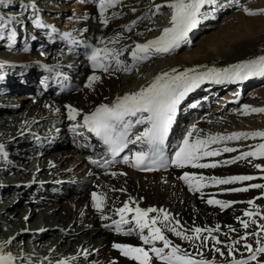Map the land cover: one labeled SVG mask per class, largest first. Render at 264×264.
Segmentation results:
<instances>
[{
    "label": "bare ground",
    "instance_id": "bare-ground-1",
    "mask_svg": "<svg viewBox=\"0 0 264 264\" xmlns=\"http://www.w3.org/2000/svg\"><path fill=\"white\" fill-rule=\"evenodd\" d=\"M8 1L31 3L32 6L36 5V9L44 4L51 11L64 8L59 12H64L67 16L63 18L64 24L62 25L61 21L60 23L57 22L62 17L58 12H56L58 15L53 13L50 14V17H43V15L48 13L41 15L39 11L27 6L21 8L20 11L12 12L9 6L14 5V3L11 4ZM56 1L0 0V16H3L5 19L14 17L12 23L0 31V34L4 37L0 39V75H5V79L3 78L2 80L0 78V82L2 95H6L2 97L0 94V102L3 99H7L9 95H12V99L14 100L16 96L19 98V95L23 93H30L28 90H33L31 88L33 87V83L35 85L38 82V91L36 90L34 99L36 103L30 114L10 121L0 119V146H2V151H0V179H4L7 182H14L17 177L22 181H28L32 178V180L48 181L54 185L39 189L29 187L20 188L27 190L32 196L33 194H36V197L39 194L42 196L41 201L38 198L40 205H42V210L39 213L33 210L31 213L34 214L31 231H34V229L37 230L33 232V238L40 242L38 243L40 253L36 251L35 244L28 243L26 246V243L23 242V237L25 236L23 233L25 229L23 222H17L19 220V213L14 210L13 206H10L15 197L7 193V191L0 190V199H2V201L0 200V245H3V251L0 254L10 253L14 257L12 264H55V262L60 264L62 260L66 261V264H138V261L121 256L120 251L113 248L114 244H122L132 247H143L149 251L151 264H162L151 253L150 249L153 246L163 248V242L157 240L152 244H144L140 240L141 233L136 228L135 222L132 219L135 215L134 212L125 214V218L130 223L121 225L122 231L120 233L116 232L113 221L119 220L120 216L117 215L115 209L123 207L124 203L128 202L129 207L133 209L136 207H140L141 209H147L149 207L156 208L158 210L156 213H149V220L152 218H157L158 221L162 220L163 217L159 214V209H164L169 217L172 218L171 225L186 236L194 235L191 232V229L194 227L218 229L214 230L210 235L207 232H202L201 236H208L209 239L207 246H201V240L189 241L181 239L168 231L165 225L158 222L157 227H160L162 234L171 241V245L165 249V253H169L171 247L178 246L182 252H187L190 258L196 260L203 258L207 263L211 264H232L233 260L248 259L250 253L243 245L247 243L255 248L257 247V240H264V231L257 227L259 224H264V219H261L264 216V188L251 189L249 187L251 184L264 185V179H260V177H264V170H262L264 162H253L263 157L236 158L244 152L254 150L255 145L264 143V139L259 137L247 138L240 147L235 144L234 141L236 139L218 140L216 143L209 144L208 149L206 148L207 150L204 149V151L216 150L220 154L203 157L200 161L201 163L216 164V167L201 169L187 166L179 168L172 164L168 173L159 172L154 174H140L136 171V167L132 166L134 153L146 150L144 145L135 144L128 149L130 153L128 162L116 167L112 173V175L115 174L113 177L106 178L104 176L110 177L112 175L102 171V166L98 162L94 163L93 160H88V157L85 156L84 143H82V135L85 127H76V125H83V117L90 115L97 107L101 105L111 106L118 98L137 92L142 87H147L153 81L152 77L154 75L157 76L165 72H171L172 69H176L177 72H182L190 68L198 70H208L210 68L223 69L236 63L256 59L264 55V26L261 24L263 20L262 22L261 20H257L258 24L254 21L257 25H253L252 22L245 23V33L240 31L242 36L239 33L241 37L236 40L233 39L234 41L232 40L231 42L226 41L228 42L226 44L222 43L224 42L223 40L222 42H213V45L207 50L205 49L206 51L200 53L199 56H185L183 54L182 56H178L176 53L177 50H172L167 54H155L152 59L163 58L168 55L172 56V53L175 55L170 60L153 61L145 67H141L140 65L142 64L138 63L137 67H140L141 73H146L148 75L147 77L134 74L128 77L126 73L129 72H126V75L124 74L126 77L122 78L121 76H124L123 70H115L117 66L114 59L109 62L107 58L106 62L109 63V66L111 62L114 65L113 68L109 67V71L107 72H91L80 69L81 64L79 62H76L74 64L75 66H73L74 69L77 68L76 70L69 69L72 67L67 68L66 66H71V63L63 58V44L66 41L63 39V34L69 32L72 34V37H76V34H82L83 37L94 40L99 49L108 48L117 53L123 49V53L118 58L122 61L124 67L132 68L134 62L131 59V52L134 50L135 45L144 44L158 38L162 34L163 29L170 26L168 21L167 23L163 22L164 24H154L155 21H152V12L157 6L167 5L171 0H148L154 6V10L152 11H148L147 6L142 3V0H120L115 7L108 8L105 12V17L107 18L106 23L100 14L96 13L93 6L97 0H82L81 4L77 3L79 2L77 0L73 5L71 4L74 0H62L61 3ZM232 1L230 2L232 3ZM63 2L66 4L63 5ZM78 5L81 7L71 10V8ZM222 12L218 11L217 15ZM122 15H126L127 17L125 16L123 18ZM215 18L218 20V17ZM36 20L40 21L41 26H37ZM139 20L145 21L146 24L138 25ZM55 21L57 24L54 23ZM133 23L135 24L131 26ZM149 24H152L153 27L160 26V30L150 40H143V38L141 39L142 34L151 29L148 26ZM118 25L119 27L115 28ZM54 28H57V30ZM53 31H60L57 35L58 38L56 37L55 40V43L58 45L56 47H50L51 45H49L47 49L41 42L34 39V37L44 36L45 42H47L49 37L53 35ZM12 32H15L14 38H10ZM193 32L197 34L193 29L188 36L193 34ZM225 38L224 40H226ZM16 41L19 42L18 46H16ZM218 41L221 40L219 39ZM190 42L192 44L193 40L190 39ZM15 46L16 48H14ZM52 46H55V44H52ZM180 47L183 48L182 45ZM29 57L36 59V61H33L36 63L33 72H38L39 74L36 79H28L31 74L26 75V73L31 72L26 68L29 64V61H26V59ZM3 60L7 62L11 60L14 65L11 66L9 63L7 67V62H3ZM51 70H62L65 74L76 78L81 83L80 90L66 98H61L54 94H47V91H43L41 83L45 76L53 75ZM91 76H97L99 79L92 82L90 87H85L86 84H89V77ZM9 77L10 79L13 78V81L10 83H8ZM255 78L260 79L261 77L257 76ZM252 82V80L247 82L246 86ZM236 83L237 81H224L214 83V85L216 86L215 89H223L221 94H226L231 89V86ZM239 86L242 87L240 83ZM194 99V96L188 94L178 106L174 122L175 126L178 120L181 124L185 122L186 118L191 119L190 116L193 113L190 111L192 109L189 106L194 102ZM198 99H202L201 101L204 102L208 101V104L210 103V100L204 98ZM3 106L5 108L0 109V115L9 113L7 111L11 108L6 103ZM241 106L243 105L241 104ZM68 107L75 108L79 112L75 121L68 119ZM14 108L15 106L12 108L13 111ZM195 112H200L199 114L201 115L204 114L205 109L202 106V108L199 107ZM230 120L231 123L234 122V119ZM261 120H264V118L262 117ZM248 123L253 124L252 121H248ZM64 125H68V127ZM186 125L187 123L183 126L184 130H186ZM189 125H193V123H188ZM142 126L143 128L145 127V125ZM74 127L75 131H73ZM183 127L181 125L179 127L177 126L171 132L170 147L173 159H175V153L179 150V146L185 135L182 132ZM140 129L137 127L135 131H141ZM201 130L203 131V129ZM201 130L200 133H196L195 131L192 137H190V141L197 138L204 139L205 136L201 133ZM226 131L224 134L223 128L217 126L213 134H207L206 137H218L224 134L226 138L232 133H239L238 131L230 132L229 129ZM24 132L30 133L29 137L32 136L37 140L34 144L30 143L26 146L27 149L34 148L33 150L37 152V161L36 165L31 169L24 167L23 170H17L18 168L14 166L13 161H18L20 164L23 160L22 157L14 158L13 155L16 154L17 148L14 147L15 143L11 139L22 135ZM68 135L71 136L73 142L76 137L80 138L77 142L73 143V151L54 152L52 154L46 153L47 148L51 144H55L56 141ZM39 136L48 137L44 139L47 142H50L48 140L50 137H57V139L51 141V144H48L47 147L42 146L41 142L44 141L39 140ZM225 147L235 148L238 151L224 152L222 150ZM234 159L236 160L235 163H225V161H232ZM12 163L13 167H11ZM255 165H260L261 168L258 169ZM252 167L254 169L251 171L250 168ZM87 168H92V170L98 172V176L107 182L106 189L119 191V194L101 195L104 201L103 212L97 211L92 206L91 197L93 192L103 191V187L99 181H92L84 177ZM26 171L29 172L26 173ZM185 173L195 177H216L218 179H224L230 176L251 175L257 177V179L221 185L213 184L207 179L203 181L193 180L191 181L193 185H208L202 187L197 192L194 190L190 191L188 184L179 178ZM13 176L16 178L12 179ZM60 180H75V186L81 189V192L69 197L72 204L65 208H63V197L75 188L68 186V189L65 190L59 185L56 186L55 184ZM244 187H249L250 191H233V189ZM85 190L89 195L83 193ZM140 198H143L142 203L139 202ZM210 199L229 203L230 206L221 209L219 205L209 204L208 200ZM31 200L34 199L31 198ZM249 200H253L254 205L247 203ZM88 205L91 206L90 210L87 209ZM83 207H85L86 211H82ZM245 211H249L255 215L245 216ZM23 212L20 214L23 217L27 216V213ZM102 215L108 216L109 219L102 220ZM253 220L255 223H249L248 229H244L242 222H250ZM165 223L167 224L169 222ZM105 225L110 227H106ZM86 229L91 230L86 232ZM130 229L132 230V234H126ZM44 232L49 233L50 239H44ZM147 232L148 230L145 229L142 234L147 235ZM253 232H259L260 235H250ZM244 235H248L247 240L240 239ZM212 237H215L220 243H214ZM7 241H11V243H7ZM234 241L240 242L234 243ZM231 242L234 243L233 246L230 245ZM108 246L109 249H107ZM215 249H219V251ZM230 250L232 251L231 256L228 255ZM258 259L264 262V254L260 255ZM252 264H256V262H252Z\"/></svg>",
    "mask_w": 264,
    "mask_h": 264
},
{
    "label": "snow or ice",
    "instance_id": "snow-or-ice-1",
    "mask_svg": "<svg viewBox=\"0 0 264 264\" xmlns=\"http://www.w3.org/2000/svg\"><path fill=\"white\" fill-rule=\"evenodd\" d=\"M120 0H100L99 3V14L106 23L107 18L105 12L108 8L115 7ZM216 0H171L167 4V7L171 9L170 26L165 27L162 34L153 40L148 41L144 44H136L134 50L131 52V59L134 62L132 67L141 61H146L154 54L169 53L175 48H178L182 42H185L188 34L195 29L203 19L207 18V13L202 11L206 6H214ZM24 5H22L23 7ZM161 6H157V10ZM214 10V9H213ZM245 14L254 16L258 14H264V9L260 12L249 11L244 9ZM14 17H8L5 19L0 16V31L3 28L10 25ZM37 26H41L40 21L36 20ZM15 37V32L11 33L10 38ZM3 35L0 34V39H3ZM63 39L75 43L74 37L69 32L63 34ZM103 53V55H101ZM123 53V49L119 53L114 52L111 49H93L89 59L92 61V67L100 68L104 72L109 71V63H105V58L108 61L115 60L116 69L130 72L131 67H124L122 61L118 58ZM260 76L264 77V55L259 56L256 59H250L240 63L231 65L223 69L210 68L203 72H198L195 68L186 69L182 72H177L176 69H172L171 72H165L157 75L153 81L147 86L142 87L139 91L126 94L122 98H118L111 106L101 105L95 109L90 115L83 117V125L77 124L76 127H86L87 131L93 133L104 145L107 146L108 151L113 157L118 156L129 144H141L147 145L148 151H139L134 153L133 167L141 168L151 171L155 170L157 164L159 166H166V161L163 157V145L168 137L169 130L173 126V121L177 113L178 106L186 98V96L200 87L205 82L221 83L224 81L236 82L240 80H247L251 77ZM99 77H89V84L85 87H90L91 83L98 80ZM244 114L249 113H264V108H249L245 106L243 109ZM146 114V115H145ZM79 115L77 109L68 107V119L75 121ZM145 125L142 131L134 132L133 130L137 126ZM75 131V127L73 128ZM196 131L193 127L188 131L182 139L179 146V150L175 153V159L171 161L176 167L184 168L190 166L192 168H209L216 167V164L201 163V159L207 156H216L220 152L204 151L211 143H216L218 140H235L240 138H262L264 139V131H256L251 133L240 132L232 133L228 137H207L204 139L197 138L190 141L193 133ZM2 151V146H0ZM222 151L224 152H235L238 151L235 148L225 147ZM248 157L260 158L264 157V143H260L254 146V150L242 153L236 159H246ZM128 157H123L125 163L128 162ZM150 162V163H148ZM236 160L225 161V163H235ZM95 163V161H94ZM256 168L260 169V165H255ZM115 175V174H113ZM184 180L190 191H200L202 187L208 185L196 184L193 185L191 181L198 180L203 181L207 179L209 182L221 185V184H233L238 181H251L257 179V177L251 175H240L230 176L224 179H218L216 177L204 176L195 177L185 173L181 177ZM264 179V177H260ZM251 189H262V184H251ZM249 187L236 188L233 191L245 192L249 190ZM92 206L99 212H103V197L98 196L96 192L91 194ZM209 204H216L223 208L230 206L229 203H225L219 200H208ZM250 205H254L253 200L247 201ZM117 215L120 216L119 220L113 221L115 230L117 233L122 231L121 225L129 224L130 221L125 218L126 213L134 212L133 220L136 228L139 229L140 240L144 244H152L155 241H162L163 248L151 247L150 251L154 256L159 259L162 264H207L202 258L196 260L190 258L187 252H182L178 246L171 247L169 253H165V249L169 248L171 241L162 234L160 227H157V223L165 225L168 231L172 232L173 235L180 237L185 240H201V246H207L208 236H201L202 232H207L209 235L218 229L213 228H200L194 227L191 232L194 235L186 236L182 232L177 231L176 227L171 225L172 218L169 217L168 213L164 209H159V214L163 217L162 220L157 218L148 219L149 213H156V208L149 207L147 209H141L140 207L130 208L129 203L125 202L123 207L115 209ZM245 216L255 215L249 211H245ZM27 219V218H26ZM102 220L109 219L108 216L102 215ZM264 219V216L261 217ZM169 222V223H165ZM249 223H255V221L242 222L244 229H248ZM106 227H110L105 225ZM259 229L264 231V224L257 225ZM147 229V235H143L144 230ZM128 235L132 234L130 229ZM250 235L259 236V232H253ZM241 240H247L248 235L240 237ZM214 243L219 244L220 241L212 237ZM240 241H234L239 243ZM11 243V241H7ZM244 248L250 253L248 259L233 260L232 264H264L259 261V256L264 254V240H257V247L253 248L250 244L245 243ZM113 248L120 251L121 255L130 259L138 261V264H151V257L149 251L143 247H132L129 245L114 244ZM219 251V249H215ZM3 251V245H0V252ZM202 255V254H201ZM223 255V253H221ZM229 256L232 255L230 250ZM14 257L9 254H0V264H12ZM60 264H66V261H60Z\"/></svg>",
    "mask_w": 264,
    "mask_h": 264
},
{
    "label": "rangeland",
    "instance_id": "rangeland-1",
    "mask_svg": "<svg viewBox=\"0 0 264 264\" xmlns=\"http://www.w3.org/2000/svg\"><path fill=\"white\" fill-rule=\"evenodd\" d=\"M61 1L62 0H57L56 2H60L61 3ZM219 1H221L222 6H225L226 3H227L226 0H219ZM8 2H10L11 4L14 3V5L9 6L10 7V11H12V12L13 11H17V10L20 11L21 8H24L26 6L27 7H31L34 10L39 11L41 15L43 13H48L46 15H43V17H50L51 16L50 14H53V13L57 14L56 12H58L59 15H61L62 17H61V19L57 20V22L60 23V21H61L62 25L64 24L63 18L67 16L66 13H64V12L60 13L59 12L60 10H63L64 8L63 9H59V10L56 9L54 11H51L44 4L41 5L40 8L36 9L37 8L36 5H33L34 6L33 7L31 5V3H21L19 1H13V2L12 1H8ZM142 3H144V5L147 6L148 11L154 10V8H153L154 6L150 7L151 3L148 0H142ZM62 4L64 5L66 3L63 2ZM229 4L230 5L227 8V11H224V12L218 14V20L215 17H214L215 19L210 17L211 19L207 18V20L206 19L202 20L201 24L198 25V27L201 26V28H200V30H198L197 34L193 32V34H191L189 36V39H192L193 43L191 44V42H190V44H191L190 46L187 45V43H185V45L184 44H180V46L182 45L183 48L179 46L178 48L174 49L175 51L177 50L176 53L178 54V56H180V55L182 56V54L185 55V56L186 55H198L199 56L200 53H203V51H206L208 48H210L211 45H213V42L214 43L216 41L217 42H222V40H223L224 42H222V43L226 44V43H228L226 41H230L231 42L233 39L236 40L237 38L242 36V33H245L244 31H245V26H246L247 23L252 22V24L254 25V24L257 23V20H261V22L263 20V22L261 24H263V26H264V14H258V15H254V16H249V15H246L245 11H244V9L246 8L249 11H253V12H258L259 13L260 10L264 9V0H233L232 3L229 2ZM22 5H24V6L22 7ZM165 6H167V5H163L162 7H165ZM78 7H81V6H79V5L78 6H74V8H71V10L77 9ZM213 9L215 10V8H212V7L210 8L208 6L204 12L208 13V16H211L212 15V11H214ZM219 10H221V7L219 8ZM152 13H153V16H155L156 15V10H154ZM122 16H123V18H125L126 15H122ZM239 16H240V18H239ZM170 17H171V9L166 7L165 10H162V16L161 17L158 16V17H156L154 19V21H155L154 24H157V23L161 24L163 22L167 23V21L168 22L170 21ZM242 19H244V20H242ZM135 20H137V19H135ZM145 20H147V19H145ZM152 21H153V17H152ZM204 21H206V22L204 23ZM246 21H249V22H246ZM254 21H256V23ZM54 23L57 24L56 21ZM212 23H214V24H212ZM134 24L135 23L131 24V26H133ZM137 24L138 25H142V24L145 25L146 22L143 21V20H139V22ZM148 26L151 29L148 32H146V33H148V35L146 37H144L143 40H150L152 38V36H156L158 34V30H160L159 29L160 26H158V25H157L158 28H157V26L153 27L152 24H149ZM118 27H119V25L116 26L115 28H118ZM236 29L239 30V31H237ZM55 30H57V28H55ZM236 31L238 32V34H237ZM240 31L242 33H240ZM239 33L241 34V36H240ZM126 34H129V33H126ZM42 37L38 36V38L34 37V39L36 41L41 42L42 45L48 49L49 48L48 47L49 44H46V42H45L46 40L44 39V36H42ZM56 37L58 38V36H56ZM224 38L226 40H224ZM141 39H142V37H141ZM219 39L221 41H218ZM205 40H209V41H205ZM1 42H3V41H1ZM18 45H19V42L16 41V46H18ZM16 46L14 48H16ZM174 55L175 54L172 53V56H174ZM154 56H155V54L152 55V57L150 59H148L146 61L139 62V64H142L140 66L141 67H145L148 64H150L151 62L155 61L154 59H152V58H154ZM172 56L168 55V56H164L163 58L166 57L167 59H164V60H170L172 58ZM26 61H29V64L27 65L26 68H28L31 71L29 73H26V75L27 74H31V76L28 79H36V77L38 78V75H39L38 72L37 73L33 72L34 66L36 65V63L33 62V61H36V59H32V58L29 57V58L26 59ZM161 61H163V60H161ZM3 62H7V61L3 60ZM9 63H10L11 66L14 65V63L10 60V62H7V64H6L7 67L9 66ZM135 66H137V65H135ZM138 68H140V67H138ZM197 71L198 72H203V71H206V70H198L197 69ZM126 74H127L128 77L132 75V74L129 75V73H126ZM142 74H145V73H142ZM142 74H140V75L142 76ZM114 75H116V74H114ZM125 75L121 76V77L124 78V77H126ZM134 75H136V74H134ZM144 76H146V75H144ZM255 77H257V76H255ZM255 77H251L248 80L237 81V82H239L242 85V89L243 90H242V93H241L239 99L237 98V102L235 103L237 105L235 107L236 110L235 109L231 110V108L235 104H228V106H227V104H225V105L223 104L220 107V109H217L215 111V113L218 112V114H216V115L213 114L211 116V119H209L207 117H203L202 114L200 115L198 112H195L194 110H190L189 109L193 113V115L190 116L191 119H188L187 121H189L188 123H193V125H189L188 126V124H187L186 125V130L182 129L183 130L182 132L184 134H186L188 132L187 130L190 131L193 127H195V129H197L196 133H200V130L203 129V131L201 130V133H203L204 136H207V134L208 135L209 134H213V131H214V129L217 126L223 128L224 134H225V132H227L226 130H228V129H229L230 132L238 131L239 133L240 132L251 133V132H255V131H264V120H261L262 117L264 118V113L243 114L244 113L243 109H244L245 106H248L249 108H264V97H263V95H264V77H261L263 79H261V78L260 79H256ZM254 78H255V80H253ZM251 80L253 81L251 83V85L246 86L247 82H249ZM37 84H38V82H36V84H35L36 86L35 87L34 86L31 87L33 90H28V91H30V93H23L22 95H19V98H17L18 96H16L15 99L13 100L12 99L13 98L12 95L11 96L9 95L8 98H7L8 100L7 99H3L0 102V109L5 108L3 106L4 103H6L7 105L11 106V108L9 107L10 109L7 111L9 113H5L3 115H0V119H2V120L5 119V120H9L10 121V120H14L16 118L23 117V116H26V115L30 114L32 112V110L34 109V106H35V103H36L34 99H35L36 90L38 91V89H37L38 85ZM234 85L231 86V89L228 90V92H232L233 90H235V86ZM228 92H226V94H228ZM47 94L50 95L52 93L51 92L49 93L47 91ZM226 94L224 93V94H222V96H225ZM49 95H47V96H49ZM228 95H230V94H228ZM196 100H198V99L195 98L194 102ZM14 102H16V103H14ZM241 104L243 106H241ZM257 104H259V105H257ZM204 105L205 104L201 103L199 105V107L202 108V106L204 107ZM13 106H15L14 111L12 110ZM226 111H230V112H226ZM217 115H219V116H217ZM201 118H202V120H201ZM230 119H234V122L231 123ZM248 121H252L253 124H249ZM68 125H64V126L68 127ZM221 134H223V133H221ZM224 134L223 135H219L218 137H224L225 136ZM29 135H30V133L24 132L22 135L11 139L15 143L14 147L17 148L16 154L13 155L14 158H17V157L21 158L22 157V160H23L22 162H20V164H19L18 161L17 162L13 161L14 162V166L16 168H18L17 170H23L24 167L27 168V169H31V168L34 167V165H36L37 152L33 150L34 148L33 149H27L26 146L28 144H30V143L34 144L37 140L34 139L32 136L29 137ZM46 138H48V137L39 136L38 139L44 141V142H41L42 146H47L48 147V144H51V141H54V140L57 139V137L56 138H53V137L51 138L50 137L48 139L50 142H47V141L44 140ZM244 141H245V138L237 139L236 140V143H237L236 145L240 147V145L242 146ZM74 142H73V139L71 138V136H69V135L65 136L64 138L56 141L55 144H51L47 148L48 150L46 151V153L47 154H52L54 152L73 151L74 150V144H73ZM36 146H38V144H36ZM75 151H76V149H75ZM18 152H19V154H18ZM248 162H250V161H248ZM253 162H264V157L261 158V159H257V160H255ZM17 166H20V167H17ZM11 167H13V163H12ZM250 169L252 171L254 169V167H252ZM262 170H264V167H263ZM27 172H29V171H26V173ZM104 177L111 178V177H113V175L110 176V177H107V176H104ZM14 178H16V177L13 176L12 179H14ZM96 179H99V178H96ZM91 180L92 181H98V180H93V179H91ZM104 181H103V179L99 181L100 184L103 187L102 188L103 191H100V192L97 191L98 196H101L102 194H106V195L107 194H111V195L119 194L118 190L115 191L113 189H106L107 188V182L106 181L104 182ZM19 182H24V181H22L18 177H17L16 180H14V182L13 181H8L7 182L4 179L3 180L0 179V190H3L5 192L7 191V193H10V195H13L15 197L10 206H13L14 210H16L19 213V217H18L19 220H17V222L18 221H19V223H20V221L23 222V225H24V228H25L23 230V233L25 235L23 237V242L26 243V246L28 245V243L33 244V245L37 244V246L34 245V247H36V251L39 252L38 243H40V242L36 241L33 238V234H34L33 232H35L37 230L34 229V231H31V225H32L33 220H34L33 219L34 218L33 217L34 214H31V213H32L33 210L36 211L37 213H39L42 210V205H40V201L42 199V196H40L41 194H39L38 197L35 196L36 194L35 195L33 194V196H32V194L27 192V190H23V189H20V188H28L29 187V188H35V189L38 188L39 189V188H42V187L48 188V187H51V186H54V185H52L48 181H44V180L41 181L39 186H30V185H28V186H19L17 184ZM13 184H15V185H13ZM75 184H76L75 180H60V181H58L55 184L56 186H58V185L61 186L65 190L68 189V186H71L72 188H75L70 193H67L66 195H64V197H63L64 198V200H63V202H64L63 203V208H65L67 206H70L72 204L71 200H69V197L71 195H75L78 192H81V189L77 188L75 186ZM6 188H9V189H6ZM95 189H96V187H95ZM9 190H10V192H9ZM86 190L83 191V193H85V195H89L88 193H86L87 192ZM12 191H13V193H11ZM58 195H59V192H58ZM30 196L34 200H31ZM38 198H40V201L38 200ZM0 200L2 201V199H0ZM4 201H6V200H4ZM139 202L142 203L143 202V198H140ZM84 209H85V207L82 208V211H86V209L85 210ZM87 209L90 210L91 206L88 205ZM22 211H24L23 213H27V216L23 217L21 215ZM90 230L91 229H89V230L86 229V232H89ZM43 235L45 236V238H44L45 240L50 239V237H49L50 235H49L48 232H44ZM51 236L54 237L53 235H51ZM230 245L233 246L234 243L231 242ZM107 249H109V246L107 247Z\"/></svg>",
    "mask_w": 264,
    "mask_h": 264
}]
</instances>
